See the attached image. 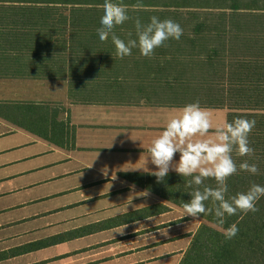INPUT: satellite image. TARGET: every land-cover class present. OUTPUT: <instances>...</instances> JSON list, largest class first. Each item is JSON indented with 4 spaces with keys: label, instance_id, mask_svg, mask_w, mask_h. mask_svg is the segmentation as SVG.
Wrapping results in <instances>:
<instances>
[{
    "label": "crops",
    "instance_id": "1",
    "mask_svg": "<svg viewBox=\"0 0 264 264\" xmlns=\"http://www.w3.org/2000/svg\"><path fill=\"white\" fill-rule=\"evenodd\" d=\"M73 18L22 1L20 29H0V264H179L203 219L182 216L190 177L157 180L147 149L184 105L210 113L192 138L206 139L264 104V85L228 81L241 67L117 57Z\"/></svg>",
    "mask_w": 264,
    "mask_h": 264
},
{
    "label": "trees",
    "instance_id": "2",
    "mask_svg": "<svg viewBox=\"0 0 264 264\" xmlns=\"http://www.w3.org/2000/svg\"><path fill=\"white\" fill-rule=\"evenodd\" d=\"M72 5L74 30H96L102 14L104 0H0V29H20V2ZM126 7L129 19L113 27L114 32L135 33L134 21L149 22L151 16L160 20L171 19L183 29L180 39L169 38L153 50L185 61L205 63L223 72L227 67L244 70L242 75L230 74L228 81H242L248 86L264 85V2L262 0H114ZM43 9V8H42ZM76 12V13H75ZM194 60V61H193ZM171 63V61H170ZM225 75V74H223ZM264 92V89H263ZM247 119L255 120L248 133L250 156L232 152L237 172L226 180L225 198L246 191L252 183L264 185V104H249ZM231 117V116H230ZM237 117V116H233ZM231 119V121L233 120ZM256 163L258 173L249 174L239 169L241 161ZM215 187L207 178L199 187ZM185 191L183 203L190 199ZM206 208L212 207L205 201ZM255 212H237L225 216L223 225L212 213L200 214L203 222L194 233L192 241L179 264H264V196L256 201ZM235 223L236 235L225 240L222 232Z\"/></svg>",
    "mask_w": 264,
    "mask_h": 264
},
{
    "label": "clouds",
    "instance_id": "3",
    "mask_svg": "<svg viewBox=\"0 0 264 264\" xmlns=\"http://www.w3.org/2000/svg\"><path fill=\"white\" fill-rule=\"evenodd\" d=\"M128 19L123 4L115 3L114 0H104L96 36L102 42L111 34L117 57L130 55L133 48H137L141 56L151 57L153 50L160 47L164 41L169 38L178 40L183 33L181 26L171 19L160 20L156 16H151L149 22L142 23L136 18L135 38L125 41L117 37L112 30L115 25H121ZM254 125L255 120L237 116L231 122L225 121L215 125L213 136L193 140L194 136L204 137L213 125L210 113L201 108L198 102L186 104L178 115L167 120L163 131L151 141L145 157V167L148 160L155 165L151 172L157 180L163 179L170 168L181 177H190L185 181L186 187L190 189L188 191L190 199L182 205V216L197 217L200 214L212 213L218 223L223 225L225 216L237 212L245 214L255 212L256 201L264 196V185L252 183L246 191L225 198L228 191L226 180L237 172V165L231 154L233 150L238 156L252 154L248 133ZM174 153H179V158L175 162ZM239 169L252 175L258 173L256 163H249L247 160L240 162ZM207 178L214 179L216 186H205L203 190L193 187L200 186ZM205 201H211L212 207L206 208ZM131 202L132 200L128 204ZM146 219L152 220L150 216ZM238 230L237 225L233 223L223 230L222 235L225 240H230Z\"/></svg>",
    "mask_w": 264,
    "mask_h": 264
}]
</instances>
